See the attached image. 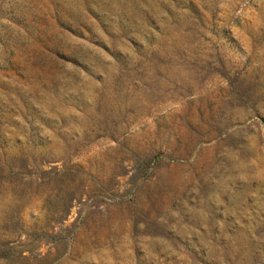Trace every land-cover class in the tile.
<instances>
[{"label":"rangeland","instance_id":"374dc122","mask_svg":"<svg viewBox=\"0 0 264 264\" xmlns=\"http://www.w3.org/2000/svg\"><path fill=\"white\" fill-rule=\"evenodd\" d=\"M0 264H264V0H0Z\"/></svg>","mask_w":264,"mask_h":264}]
</instances>
